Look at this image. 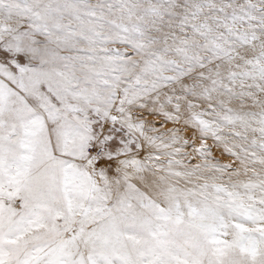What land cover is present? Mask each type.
Instances as JSON below:
<instances>
[{
	"label": "snow or ice",
	"instance_id": "1",
	"mask_svg": "<svg viewBox=\"0 0 264 264\" xmlns=\"http://www.w3.org/2000/svg\"><path fill=\"white\" fill-rule=\"evenodd\" d=\"M0 264H264V0H0Z\"/></svg>",
	"mask_w": 264,
	"mask_h": 264
}]
</instances>
